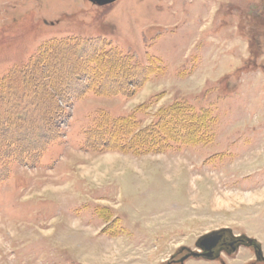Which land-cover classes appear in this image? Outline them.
Returning <instances> with one entry per match:
<instances>
[{"label":"rangeland","instance_id":"rangeland-1","mask_svg":"<svg viewBox=\"0 0 264 264\" xmlns=\"http://www.w3.org/2000/svg\"><path fill=\"white\" fill-rule=\"evenodd\" d=\"M39 52L53 77L98 55L121 92L56 100L48 142L0 125V264H180L223 227L264 252V0H0V77ZM33 90L31 115L51 107Z\"/></svg>","mask_w":264,"mask_h":264},{"label":"trees","instance_id":"trees-1","mask_svg":"<svg viewBox=\"0 0 264 264\" xmlns=\"http://www.w3.org/2000/svg\"><path fill=\"white\" fill-rule=\"evenodd\" d=\"M59 42L60 43L62 42L64 45L68 47H71L73 45V46H77L78 48L80 46H84L85 44H87L86 40L81 41V40H72V39L71 40L62 39ZM66 46H64V48H68ZM42 52H39V54L34 56L28 62V64L19 67H14L10 69L5 75L0 77V125H3V127L5 126L10 129L12 128L11 131L14 133L16 132L18 134H20V132L21 134H23V132H25L27 129L30 131L31 135L32 134L33 136L39 135V137H41L39 138L38 142L40 141L48 142L49 139H51V136H46V133L48 131L47 130L48 124H46L44 117L48 116V118L49 117L51 118L53 115H57V114L60 115L61 113H63V109L60 107L59 104L56 103V100H61V101L63 100L66 103V105H68L71 98L76 96L77 97L81 96L90 90H94L98 94L103 93V95L107 93L108 94L117 93V92L120 93L121 90H117V88L114 87H109L110 90H107L106 88L104 89L103 81L96 82L95 78H93L94 75L93 72H95L94 68H97V66L101 64V62L99 61L100 57L98 55H94L90 57L88 56L85 58L89 66L81 65L80 63L82 61H79V59L82 60V58H77L78 57L77 56L76 59H78V62L77 60H75L76 64L72 66V68H70L69 71L62 74L63 75L62 77H58L57 75L56 76L54 75L55 77H53V74L48 72L49 67L47 69L46 67L45 68L43 67V65L46 64L48 60H46V58L42 56L41 54ZM116 55L118 59L123 61H125L128 58L126 54H122L121 52H116ZM60 72L63 71L60 70ZM98 75H100V77L103 76L102 73L101 74L99 73ZM106 75H104L102 78L106 79L105 77ZM110 77L116 78L118 76L111 75ZM84 79H86L87 81H85ZM39 80L41 83H38ZM72 81H76L75 83L77 85L74 88V91L69 92L66 95L63 92V90L60 89V87L64 86L66 89H68L69 86L68 84H70L69 87L72 88V86L75 84V83L71 84ZM82 81H85V83L83 84ZM37 83L39 85L41 84V86H39ZM87 84H89V86ZM79 86H81L80 89ZM39 88H41V90H44L43 91L44 94L41 96L42 97L41 100H46L50 102L51 107L45 108L44 110L31 115L28 113L30 105L33 104V98H31V91H34L33 89H36L37 91ZM15 91H17L16 94ZM172 107L174 106H171L170 108ZM20 111L22 112L20 113ZM15 114L17 116H15ZM166 114L167 115L170 114L169 108L166 111ZM11 117L14 118L13 120H15V123H13V120L12 122L10 121ZM28 118L31 119L30 121H32V123L30 121L27 122ZM118 119H125V117H121ZM121 122L123 124L117 123V124H121V126L118 127L126 128L128 126H131L126 121L123 122V120H121ZM50 126L51 129L57 127L53 123L50 124ZM160 127L161 126H158V128ZM55 131L56 132L53 134V137L55 135L58 136L57 128ZM25 138L26 137H22L20 135H18V137H14L13 141L10 143V146L13 148V150L14 149L17 150L18 149L17 147L25 142ZM33 145H35V143H33ZM16 152L18 158L19 159L22 158L20 160H23L24 158L27 159L26 155L24 153H21L20 150ZM28 159L30 158L28 157Z\"/></svg>","mask_w":264,"mask_h":264},{"label":"water","instance_id":"water-1","mask_svg":"<svg viewBox=\"0 0 264 264\" xmlns=\"http://www.w3.org/2000/svg\"><path fill=\"white\" fill-rule=\"evenodd\" d=\"M93 4L104 6L112 4L118 0H90ZM198 250L189 249L181 261L193 257L204 258L208 260L217 259L221 255L223 249L229 252H235L241 246L253 247L255 250L256 259L264 261V252L261 242L246 234H235L230 227H223L217 230L207 232L200 236L196 242Z\"/></svg>","mask_w":264,"mask_h":264},{"label":"flooded vegetation","instance_id":"flooded-vegetation-1","mask_svg":"<svg viewBox=\"0 0 264 264\" xmlns=\"http://www.w3.org/2000/svg\"><path fill=\"white\" fill-rule=\"evenodd\" d=\"M183 251H186L185 254H187L188 251H189V249H188L187 247H183V248L180 250V252H183ZM223 252H226V253H229V254L233 253V252H229V251L226 250V249H223V250L221 251V254H222ZM185 254L181 255L179 258L175 257V255H174L173 260H172L171 262H173V263H180V264H183V262L181 261V258H182ZM220 256H221V255H220ZM220 256H219V257H220ZM255 257H256V256H255ZM259 262L264 263V261H259ZM223 264H226V263L223 262Z\"/></svg>","mask_w":264,"mask_h":264}]
</instances>
